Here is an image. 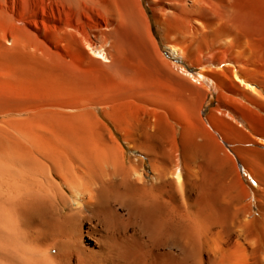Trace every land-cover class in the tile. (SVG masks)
Returning a JSON list of instances; mask_svg holds the SVG:
<instances>
[{"label": "bare ground", "instance_id": "1", "mask_svg": "<svg viewBox=\"0 0 264 264\" xmlns=\"http://www.w3.org/2000/svg\"><path fill=\"white\" fill-rule=\"evenodd\" d=\"M150 6L201 78L143 0H0V264H264V0Z\"/></svg>", "mask_w": 264, "mask_h": 264}, {"label": "rangeland", "instance_id": "2", "mask_svg": "<svg viewBox=\"0 0 264 264\" xmlns=\"http://www.w3.org/2000/svg\"><path fill=\"white\" fill-rule=\"evenodd\" d=\"M143 3L151 17V20H152V23H153V27H154V33L160 43V46L162 47L163 51L165 52L166 54V57L167 59H169L170 61H172V63H174L175 65V68L177 70H179V72L181 73H185L187 76L191 77L192 79H198V78H201V69L198 68V67H194L192 65H190L188 62H184L180 59H173V58H170L168 56V54L166 53V49H165V42H164V39L162 37V34L159 30V28L157 27V24H156V21H155V14H154V11L152 10L151 6H150V0H143ZM212 68H215L214 66H212ZM185 71V72H184ZM199 84V82H198ZM217 93L215 91H213L210 95H209V100L207 102V104L205 105V108H204V112H203V117H204V120L208 121L209 119V114L211 112V110L213 108H215L218 104V101H217ZM101 115L103 116V113L101 112ZM108 123L113 127V129L115 130L116 134H117V137L123 141V143L125 144L127 150H128V155L132 154V150L130 148V145L129 143H127L125 141V137L124 135L119 132V130L115 127V125L108 120ZM209 123V121H208ZM229 146V145H228ZM260 148L264 149L263 145H260L259 146ZM146 169L149 170L150 167L149 165L146 163Z\"/></svg>", "mask_w": 264, "mask_h": 264}, {"label": "clouds", "instance_id": "3", "mask_svg": "<svg viewBox=\"0 0 264 264\" xmlns=\"http://www.w3.org/2000/svg\"><path fill=\"white\" fill-rule=\"evenodd\" d=\"M26 242H28V243H32V242L27 238V236H26ZM32 244H33L34 246H36L37 248L42 249V250L47 254V256L51 258L50 264H55V260H54V258H53V255H52L50 249H48V248H42V247H40V246H38V245H36V244H34V243H32Z\"/></svg>", "mask_w": 264, "mask_h": 264}]
</instances>
